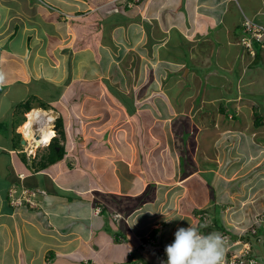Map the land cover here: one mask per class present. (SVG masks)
<instances>
[{"label": "crops", "instance_id": "obj_1", "mask_svg": "<svg viewBox=\"0 0 264 264\" xmlns=\"http://www.w3.org/2000/svg\"><path fill=\"white\" fill-rule=\"evenodd\" d=\"M42 1L43 3L38 1L40 5L38 6L36 0H0V124L5 119L11 118L13 107L11 108L10 104L22 102L17 92L12 102L13 85L29 86L31 92L34 91L35 82H42L44 85L46 82L57 87H52L54 90L45 91V100L40 95L35 97L34 92L31 93V96H34V99L31 97L33 101L28 100H30V110L42 108L45 109V114L41 113L43 116L47 117L55 113L56 123L62 120L63 133L58 132L56 140L63 147V156L49 163L45 162L48 147L46 151L43 149L45 153L42 154L34 153L38 147L34 148L32 144L28 148L24 141H27L30 136H25L28 133L25 127L21 126L25 119L19 124L24 133L15 131L16 136L13 139V141L18 140L20 146L10 143V138L0 133V181L5 182L0 186V264H161L166 258L160 255V248L165 250V246L172 243L174 232L180 227L187 228L190 225L197 228L199 220L195 215L196 210H205L210 221L212 220L210 229L201 233L222 235L225 232L228 234L229 239H225V258L230 241L238 238L239 230L257 218L252 213L262 204H254L251 200L264 195V187L260 191L257 186L250 184L249 195L247 193L238 197V193H229L230 187L234 189L233 185L238 184H208L214 180L205 181L203 177L200 179L198 177L203 173H209L208 161L216 152L219 154L218 149L229 146L232 149L229 152V158L222 155L223 159L220 160L217 171L214 173L215 179L231 183L241 178V175L237 177L235 174L236 168L240 169V164L245 165L248 152L239 149L238 153H235L233 150V146L242 145L238 135L241 134L242 129L246 130L241 127L240 117L251 116L250 127L254 126L255 131L263 130L264 44H255V48L259 46V49L251 55L235 42L241 35V22L245 16L264 23V0H175L178 2L177 6L169 3L170 6H175L173 9H179L180 5H183L185 8L183 10V7H180V13L192 15L190 24L184 22V27L180 30L186 32L184 35L186 45L190 39L197 44L196 41L203 36L206 48L201 53L205 57L210 58V55L217 54L221 48L226 47L231 59L229 66L221 62L219 68L213 65L214 70L218 68L230 75L234 74L233 65L237 66L238 71L234 74L235 82L233 83L235 95L211 98L207 92L205 100L201 97L204 101L212 103L210 106H214L215 102L219 106L225 98V103L221 107L223 111L221 108L220 111L229 119L235 117L233 126L236 125L237 129L234 132V139L224 141L221 145L212 128V130L209 128L210 132L205 138L200 139L206 128L189 132L180 129L177 124L174 125L173 132L169 133L173 135V140L180 139L178 141L181 143L178 145L179 156L174 163L166 164L165 159L160 155L157 161L162 160L161 168L158 167L149 176L135 169L134 161L136 159L140 161V158L146 155V150L143 151L145 142L149 139L153 142V146L156 141L159 144L160 141L157 140L159 136L149 132L148 138L142 140L140 149L143 152L139 154L138 144L132 141L134 139L126 142V145L121 142L120 130H114L113 126H111L112 129L108 126L101 130L103 126L113 122L114 114H110L111 107H108L104 113L86 115L85 112L88 109L83 104L81 106L74 104L82 100L76 97L83 94L81 91L85 85L90 88L94 85L97 87L95 92L93 88H85L84 96L107 95L98 80L97 70L100 67L101 73H106L105 76L107 73H114L116 68L115 72L119 77L130 81L133 76L135 79L139 76L141 63L146 62L149 66L148 81L152 87H155L156 79L163 74L172 73L171 75L177 76L176 69H180L177 67L181 66V69H184L187 59L181 61L177 57H171L172 50H164L163 47L169 42L167 32L172 27L181 26L183 22L181 24L177 22L180 19L183 20V17H175L170 11L164 14L166 8L170 7L165 6V0H147L145 3L139 0L129 8L119 9L124 13V18L105 24L103 27H107L108 33L101 34L93 46L88 45L89 42L85 39H82L83 43L75 44L76 19L91 14L95 7L90 5L91 0H58L66 3L69 10L67 15L71 17H61L57 14L61 9L53 7L55 11L50 7L55 14L49 18V23L54 20L61 26L60 31L55 26L54 33H51V38L56 40L54 45H51L48 34L40 33V25L33 18L34 15L30 14L31 8H34L33 11H38L45 7V1ZM125 6L128 7L127 4ZM134 9L137 10L133 16ZM79 12L82 14H76ZM230 12L234 17L229 18ZM200 17L206 21L204 26H199L198 18ZM38 20L44 25L45 18L41 12ZM136 24L139 25V29L135 27ZM43 28L45 29V25ZM205 28V32L202 33ZM163 32L164 35H162ZM218 35L222 36L221 42L216 40ZM45 45L49 46L50 51L47 53H45ZM133 45H137L136 55L142 56L143 60L137 62L135 67L139 66L138 68L132 67L134 70L132 76L129 73L131 67L124 65L129 59L127 47L131 46L133 49ZM210 59L213 61L212 58ZM18 68H20L19 71H17ZM186 71L188 72V69ZM3 87H9L10 90L9 88L3 90ZM141 90L143 89L139 86V89L134 92V102L132 101L137 111L146 107L145 102L136 100V95L138 96ZM58 94L59 96H55ZM245 94L252 97L255 95V97L252 99L253 104L242 107L245 105L242 95ZM48 95L50 96L47 97ZM123 95L125 98V94ZM231 98L242 105V116L240 112L236 114L232 105L229 104ZM33 102L41 106H34ZM42 102L46 105L43 106ZM69 103L73 104V108L68 112L67 117L61 110H64ZM228 104L230 108L225 107ZM119 105L114 109L118 110ZM140 105L142 108L139 107ZM27 111L23 110L24 116ZM76 111L78 114L72 116ZM201 112H205V109ZM97 117H104V120H99ZM200 117L201 113L197 115L196 120L199 121ZM74 118L84 120L75 124L71 122ZM85 118L88 120L85 121ZM180 118L182 122L185 119L184 116ZM176 121L175 118L173 123L175 124ZM42 124L40 122V125ZM80 124L84 128L83 131L71 129L78 128ZM250 131L252 142L256 143L255 153L250 154L258 158H255L249 167L259 173L257 178L264 182V174L261 173L264 170V131L263 133ZM176 142L175 144H178ZM63 143L66 144V148ZM189 147L206 154L201 158L202 166H206L205 168L200 169V164L188 157L186 151ZM81 150L89 153L92 159L79 158ZM168 151L167 149L161 152L166 159L169 158ZM70 157L74 161H69ZM231 160L232 168H230ZM151 161L155 164L152 157ZM177 173L178 177H176ZM229 173L232 174L229 176ZM233 174L235 175L232 176ZM192 178H196L195 184H189ZM176 182L178 183L175 184ZM10 186H13L15 193L12 200L8 195ZM23 188L29 191L28 199L33 205H29L25 200L24 206H21V202H13L17 196H20ZM38 196L41 197L36 200ZM245 196H249L251 200L245 199ZM245 200H250L252 205L247 206ZM212 205L219 207L220 217H217L214 212H208ZM253 206L255 207L251 208ZM229 209L237 212L241 210L243 214L237 213L238 217H230L226 213ZM251 236L253 238L249 241L257 260L255 264H264V228L261 227ZM142 242L145 244L143 245Z\"/></svg>", "mask_w": 264, "mask_h": 264}, {"label": "rangeland", "instance_id": "obj_2", "mask_svg": "<svg viewBox=\"0 0 264 264\" xmlns=\"http://www.w3.org/2000/svg\"><path fill=\"white\" fill-rule=\"evenodd\" d=\"M36 1L43 3L42 0H36ZM44 1H45V7H42V9L38 8L39 9L38 11H33L34 8L30 7L32 9L30 14L34 15L33 18L40 25L39 26L40 30H41L40 33L44 35L46 32V35L48 34V36L50 38L49 44L54 45L56 40L54 38H51L50 35H51V33H54L56 27H58V29H59V28H61V26H59L60 25L59 22H56L54 20L52 21V23L51 22L49 23V18H52V16L55 14L52 11V9H55V8L61 9V11L57 14L59 16H62V17H64L65 14L69 12V10L67 8L66 3H64V2H60L58 0H44ZM39 2L36 3L38 6H40ZM135 2H138V0H135ZM145 2H147V0H143V3H145ZM170 2L172 4H175L176 6L178 5V2H176L175 0H171V1L165 0L164 1L165 6L166 5L170 6V4H169ZM123 4L124 5L127 4L129 7H131L133 5L132 1H128V0L127 1L126 0H123V1L122 0L121 1L120 0H118V1H116V0H91L90 5L95 7V9L92 11V13L89 15H85L83 17H78V19H76V21H75V28H74V33L76 35L75 36V38H76L75 44L76 43L81 44L84 42V40H82V39H85L89 42L88 45L93 46V44L96 43L95 41L98 40V37L101 34L105 35L108 33L107 27H103L105 24L110 23V22L119 21V20H122L124 18V16H125L124 13H122V11H119V9L123 8ZM53 7H55V8H53ZM96 7H98V8H96ZM118 7H119V9H118ZM141 7L143 8V4ZM173 7H175V6L173 5ZM173 7L170 6V7L166 8V12L164 14H167V12L170 11V13L173 14L175 17L182 16L183 20L180 19L177 23L181 24L183 22V24L181 26H179L178 28L175 26V27H172L169 29V31L167 32L169 35V42L163 48H164V50H166V49L172 50L171 57H174V58L177 57L181 61L187 59L186 60L187 65L184 69H181V66L177 67V68H180L178 70L176 69V75L177 76L171 75L172 73H168L167 75L163 74L162 76H159L156 79L155 87H152L150 84V81H148L150 78L147 75V72L149 70V68H148L149 66H147L146 62H143V63H141L142 66H140V68H139L140 74L138 77L136 76V79H135L133 76L132 71H134V70H132V67L134 69L138 68L139 66L138 67H135V66H136L137 62H140L143 60V57L136 55L137 45H133L134 46L133 49H131V46L127 47V49L129 50L128 51L129 55H127V58H129V59H128V62L126 63V65H124L126 67H131V69L129 70V73L132 74L133 79H131L130 81L128 79V81H127V78L124 79V77L123 78L121 76L119 77L117 72H115L116 68H114V73H109V74L107 73V76H105L106 73L104 72L102 74L101 70H100L101 67H100L97 70L99 72L97 76L99 78L98 80H99L100 84L103 85L107 95L106 96L105 95H98L97 97H93L92 95L84 96L83 95L84 89L87 87L90 88V86L85 85V87H82V91H81L83 94H79L76 97V98L80 97V100L81 99L82 100L77 102L76 104H74L75 106L76 105L81 106V104H83V106L88 109L85 112L86 115L93 114V113H101V112L104 113L108 110V107H111L112 108L111 113L110 112H108V113L114 114V117L112 119L113 122H111V123L109 122V124L108 125L106 124L105 126H103L101 128V130L108 128V126H109V129H112L111 126H113L114 130H120L119 131V134H121L120 140H121V142L125 143V145H126V142H131V140L134 139L132 141H136L135 144H138L137 148H138L139 154H141L143 151L146 150L145 151L146 155H143L140 158V161L138 159H136L134 161V168L142 171L145 175H148V176L151 175L154 171H156V169L158 167L161 168L162 160L157 161V159H158V157H160V155H161V158L163 157V159H165L166 164L169 162L174 163L177 160V157L179 156L178 145L181 144V143H178V141H180V139L176 140L177 141L176 142L175 139L173 140V135L171 136L169 133L170 131L173 132V129H174L173 126L174 125L177 124L180 129H185L189 132H196L197 130L200 131V130L206 128L205 131L203 130L204 132L202 131L203 133L201 134L200 139H201V137L205 138L206 135H208L210 132L209 128L210 129L212 128L215 130L216 139L218 138V142H221V145L224 144V141L234 139L233 138V136L235 134L234 132H236V129H237L236 125L233 126L234 125L233 120L235 117L233 116L231 119H229L228 116H226L224 113H222L220 111V108L223 107V104L225 103V101H224L225 98L223 101L220 102L221 104L219 103L220 104L219 106H218V103H216V102H215L214 106H210V104H212V103H210L208 101H204L206 99V96H207L206 93L207 92L210 94L211 98H213V96H215L217 98L219 96L225 97L226 95L227 96L235 95V88L233 86V83L235 82L234 81V74L238 71L237 66L235 65V67H234V65H233L232 69L234 70V72H233L234 74H230V75H228L229 73L226 74V72L218 69L220 66L219 63H221V62L227 66H229V64H230L229 60H231V59L229 57V54H227L228 53L227 49H226V47H225V49L221 48L220 52H217V54L214 53V54L210 55V58L213 59V61H211V59L209 57H205L201 53V52H203V49L206 48V41H205V39L202 38L203 36H200V39H198L199 41H196L197 44L194 42V40L190 39V41L186 45V37L184 36L186 32L185 31L181 32L180 30L182 27H184V22H187V24H190L189 22L192 21L190 17H192V15H191V13H188V14L187 13H180V11H179L180 7L181 8L183 7V10L185 8L183 5L182 6L180 5L179 9H177V8L173 9ZM56 9H55V11H56ZM136 10L137 9H134L132 11L133 16L136 14ZM231 10L234 11L232 8H231ZM40 12H41L42 16L45 18V22H44L45 29L43 28L44 25L38 20V15ZM61 12H62V14H61ZM230 16L234 17L233 13L230 12L229 18H230ZM40 17L41 16H39V18ZM71 21L73 22V20H71ZM132 22H133V20H132ZM149 22L151 23V21H149ZM158 22H159V20H158ZM198 22H199V26H204L206 21L200 17V18H198ZM150 23H147V24H150ZM138 26H139L138 24L135 25V27L137 29H139ZM99 28H101L103 30H100V31L96 30ZM132 28H134V27H132ZM205 30H206V28L203 29L202 33H204ZM222 30L224 31L223 27H222ZM59 31H60V29H59ZM162 35H164V32L162 33ZM217 37L218 38L216 40L218 42H221L220 37H222V36L218 35ZM235 43L237 45L241 46L239 39ZM232 48H233V46H232ZM47 51L48 52L50 51L49 46L45 45V53H47ZM213 65L218 66V68H216L217 71L213 69ZM186 69H188V72L186 71ZM19 70H20V68H18L17 71H19ZM137 71H138V69H137ZM206 71H209V72H206ZM127 73H128V71H127ZM211 74H213V75H211ZM146 77H147V80L145 81ZM103 78H106V79H103ZM208 78H209V80H208ZM123 80H124V83H123ZM99 82H98V84H99ZM29 85H30V83H29ZM49 86H51V88ZM139 86L143 90H141L142 92L139 93L138 96L136 95V97H137L136 100L139 99L137 101H142L143 103L145 102L146 107L142 108V106L140 105L139 107L142 108L143 110L141 109L140 111H137L134 109L132 104L134 102V95H135L134 92L139 89ZM52 87L57 88L53 85L47 84L46 82H45V85L42 82H39V83L35 82L33 84V88H34L33 92L35 93L34 96L36 97V95H40V97H42L45 100V91L46 90H54ZM95 87H97V85H94L93 87H91V88H93L94 92L96 91ZM8 88L9 87H6V88L3 87V90H6ZM40 88L43 90H41ZM9 90H10V88H9ZM64 90L66 91V89H64ZM144 91H145V93L143 94ZM16 92L18 93V97H21L22 102L10 104L11 108L13 107V109L11 110V112L13 114L11 115V118L5 119L4 122L2 124H0V133L4 134L8 138H10V143H12V144H15V140L13 141L14 137L16 136L15 131H19V132H21V134L24 131L21 129L22 124H21V126H19L21 121L23 119H26L28 116L27 122H29L31 120V118L33 119V117L37 114L36 112L39 113V109L34 108V109H32L33 111L32 110L27 111L26 116H24L23 115L24 109L19 107V105L21 103H23V101H26L28 99H31L33 101V99H34V96H31V93H33V92H31L29 86H24V85L21 86L20 84L18 86L13 85V87H12V93L13 94L11 95V100L13 99L12 102L14 101V94ZM68 94H69V91L67 92V95ZM123 94H125V98H124ZM50 95H48L47 97H49ZM185 95H187V96H185ZM55 96H59V94L55 95ZM242 96H243L242 101L245 103V105L242 106L241 104H238V101L235 102L232 98H231V102L229 103L230 105H232L236 114H238L240 112L241 116H242L241 106L244 107V106H249L250 104H253L252 99L255 97V95H254V97L249 96L248 94H245ZM201 97L204 98V100L201 99ZM200 99H201V101H200ZM236 100H237V97H236ZM75 101H77V100H75ZM119 102H120V105H119ZM198 102H200L201 104H199ZM42 103H44V102H42ZM229 104L225 105V107L228 108ZM33 105L34 106H41L39 103H34V102H33ZM45 105L46 104L44 103L43 106H45ZM118 105L120 106L118 108V110L114 109V108H117L116 106H118ZM72 108H73V104L69 103L64 110H61V112L63 113L64 116L68 117V114H69L68 112L71 111ZM203 109H205V112H201V110H203ZM113 110H115V111H113ZM72 112H73V110H72ZM244 112H246L248 114L250 113L247 110H244ZM199 113H201V117H200L201 119L198 121V120H196V118H197V115H199ZM77 114H78V112L76 111L72 114V116H76ZM149 114H150V116H148ZM180 116H184L185 119L183 122L181 120V118L183 119V117L180 118ZM150 117H152V118H150ZM86 118H85V121L88 120ZM97 118L99 120H104V117H97ZM175 118L177 121L174 124L173 120ZM74 119H71V122H75V124H78L79 122H82L84 120L83 118H81V119L80 118H74ZM240 120H241V127L245 128L246 130L242 129L240 135L236 134L239 136V141L242 142V145L241 146H235V147L233 146V148H234L233 150L235 153H238L237 151H239V149H244L245 152H248L246 154L248 156H247V160H245V165L240 164V169H239V167H237L236 168L237 171L235 172L237 177L240 175L242 177L233 180L231 183L230 182L228 183L225 180L222 181L221 179H218V178L215 179L214 173H216V171H217V166L220 163V160L223 159L222 158L223 156H225L226 158H229V152L232 150L229 146H224L221 149H218L219 154H217V152H216V154L213 155L212 158H210V161H208V163H209L208 166H209L211 171L209 170V173H203L200 175V177H198L199 179L201 177H203V179H205V181L214 180L210 183L208 182V184H217V185L218 184H236V185L238 184L237 186H241V187H237V186L233 185L234 189L230 187V190H229L230 191L229 193H232V194L238 193L239 194L238 197L239 196L241 197V195H243V194L245 195L247 193L249 195V193L251 192L250 191V184L257 186L260 191H261L262 187H264V182H261L257 178L259 176V173L254 172V170L251 167H249V165H251L250 163H253V161H255V158H258V157L251 155V154L255 153L256 143L252 142L250 130H252V132L254 131L255 133L258 131L260 133H263L264 127H263V130L258 129V131H255V129H253L254 126L250 127V125L252 124L251 123V116H247L246 118H244L242 116V117H240ZM193 121H195V122H193ZM243 121H244V123H243ZM27 122H25V123H27ZM161 123H162V125H161ZM199 124H201V125H199ZM38 125L39 124H37L35 126V123H34V124H32V127L33 128L35 127L34 129H36V128H38ZM243 125H244V127H243ZM50 126H51V124H50ZM71 129L73 131H75L74 129H77V131H83L84 128L80 124L78 126V128L72 127ZM177 129H178V127H177ZM50 130L51 129L47 130L48 136H50L52 134V130H51V133H50ZM162 130H163V133H162ZM149 132H153L157 136H159V137H157V140L160 142L158 144L156 141L154 146H153V144H152L153 142L148 139V141L145 142V149H143V151H141L140 146L142 144V140H146V137L148 138ZM55 133H56V131H55ZM255 133H253V134H255ZM31 134H32V137L31 138L28 137L27 141L25 140L24 143L27 145L28 148H30L32 145L34 146V148L38 147L37 150L34 151V153H36V152L38 154L45 153L44 150L46 151V147H47V145H45V144H46L48 139L46 141H45V139H43V141H40L38 143V146H36L37 145L36 142L32 141L34 134L33 133H31ZM30 135L25 134V136H30ZM259 135H261V134H259ZM130 136H133V137L130 138ZM165 136H167L166 139H165ZM168 137H172V138H168ZM3 142H5V141H3ZM43 142H45V143H43ZM175 142L178 144H175ZM27 143H30V144L28 145ZM187 143L189 145V142H187ZM17 145L20 146V144H17ZM63 145L66 148V144L63 143ZM151 146H153V147H151ZM167 149L169 150L168 151V157L169 158L166 159L164 157V154L161 152L164 150H167ZM186 152H188V157L190 159H194L195 161H197L200 164V169L206 167V166L203 167L202 162H201L202 161L201 158L206 155L205 153H202L200 150L197 151L193 147H189V149H187ZM260 152L261 151L259 150V153ZM139 154H138V156H139ZM14 157H15V155H14ZM151 157L153 158V160H155V164L153 163V161H151ZM79 158H81L83 160L92 159L91 155L89 153H87L86 151H82V150H81V153L79 155ZM249 158L251 161L249 160ZM232 160H234L233 157H232ZM232 160L230 161V164H231L230 168H232ZM69 161H74V159L72 157H70ZM190 161H192V160H190ZM263 164H264V162H263ZM250 168H251V170H249ZM245 171L247 173H245ZM261 173L264 174V170ZM163 174H165L164 171H163ZM231 174L229 173V176ZM235 174H233L232 176H234ZM176 177H178V173L176 174ZM254 179H256V180H254ZM189 182H190L189 184H195L197 181H196V178H192L189 180ZM177 183L178 182H176L175 184H177ZM2 184H5V182L0 181V186ZM236 187L238 188V190L236 189ZM14 194L15 193L13 190V186H10L9 190H8V195H9V197H11L10 200H12ZM20 196H21V192H20ZM20 196H17V198H20ZM40 197L41 196H38V198H36V200H39ZM26 198L28 199V195L26 196ZM233 198L234 197H232V199ZM244 198L250 199L249 196H245ZM221 199H223V197H221ZM225 199H227V198H225ZM24 200H26V199H23L21 201V204H22L21 206H24ZM250 200H248V201L245 200V204H247V206L252 205ZM251 201H252V203L257 204V205L262 204L252 214L253 215L255 214L258 219L261 218V220H263V222H264V216H262V214L264 215V210H263L264 209V195L259 196L258 199L254 198ZM254 207L255 206H253L251 208H254ZM208 212H214V214L217 217L218 216L220 217L219 207H214V205H212L211 208L208 209ZM226 213H228L230 217L234 216V218L238 217V216H236L237 213L240 215L243 214V212L241 210L239 212H237V211L232 210V209H229V211L227 210ZM234 228L236 229L237 227H234ZM218 229H220V228L218 227ZM204 230H205V228H203V227L199 228V231H201V232H203ZM243 234H245V233H243ZM242 237L245 240H247L248 238L249 239L253 238V236H251V235L249 236L247 234L243 235ZM243 246H246V245H243ZM160 255L164 256L167 259L166 254H165V250L162 247L160 248Z\"/></svg>", "mask_w": 264, "mask_h": 264}, {"label": "clouds", "instance_id": "obj_3", "mask_svg": "<svg viewBox=\"0 0 264 264\" xmlns=\"http://www.w3.org/2000/svg\"><path fill=\"white\" fill-rule=\"evenodd\" d=\"M255 52H256V48H255ZM40 109H41V113L45 114V109L42 108ZM54 114L55 113L47 117L41 114L43 116L42 120H44L45 118V123H47L48 126H49V122L51 123L50 126L51 130L55 129V124H56V118ZM38 126L39 128L42 126L39 129L41 130L44 128L45 125L43 124L40 125L39 123ZM58 135H59L58 132H56L55 136L51 137L50 140L54 141V139L57 138ZM16 141L17 140H15V143ZM166 220H171V219H166ZM224 234L227 233L224 232L222 235ZM222 235H220L219 233L203 234L198 230V228L193 227L191 225L187 228L180 227L174 232V240L172 241V243L165 246V254L167 259L162 261L161 264H223L226 242L222 237ZM243 240L245 239L243 238ZM245 241L250 244L249 238ZM144 242H142L143 245L145 244ZM250 247H251V254L254 255L251 244Z\"/></svg>", "mask_w": 264, "mask_h": 264}, {"label": "built area", "instance_id": "obj_4", "mask_svg": "<svg viewBox=\"0 0 264 264\" xmlns=\"http://www.w3.org/2000/svg\"><path fill=\"white\" fill-rule=\"evenodd\" d=\"M241 46L245 48L250 54H254L255 45L264 44V23L255 21L248 17H244L242 21V32L239 36ZM261 218H256L249 226L239 230V237L231 240L227 246V257L223 264H255L256 260L251 254V247L248 242L241 239L243 233L255 234L263 227L264 222ZM226 240L229 239L228 234H224ZM241 240V241H240ZM246 245V246H243Z\"/></svg>", "mask_w": 264, "mask_h": 264}, {"label": "trees", "instance_id": "obj_5", "mask_svg": "<svg viewBox=\"0 0 264 264\" xmlns=\"http://www.w3.org/2000/svg\"><path fill=\"white\" fill-rule=\"evenodd\" d=\"M132 2L135 3L134 1H132ZM123 8H129V6L127 7V6H125L123 4ZM118 9H119V7H118ZM76 14H82V12H79V13H76ZM241 25H242V22H241ZM258 49H259V46H256V50H258ZM29 101L30 100H28V101H26L24 103H21L19 105V107H22V108H24L26 110H30ZM221 111H223V108H221ZM27 120H28V116L23 121L22 128H24V126L28 123ZM25 122H27V123H25ZM54 131L59 132L60 134L63 133V122H62V120H58L57 121V123L55 124ZM50 133H51V130H50ZM52 137H54V136H52ZM16 143L19 144L18 140L16 141ZM16 143H15V145H16ZM47 147H48V154L45 157V162L52 163V162L57 161V160L62 158V156H63V147L59 145V143L56 140V138L54 139V141L49 139ZM195 215L197 216V218L199 220L198 221V226H197L198 230H199L200 227H203V228H205L203 233L208 231L210 229L209 225L212 223V220L210 221V218H208V216L206 214V211L205 210H196L195 211ZM238 237H239V235H238ZM240 238L243 239L242 235L240 236ZM253 258H256V257L253 255Z\"/></svg>", "mask_w": 264, "mask_h": 264}, {"label": "bare ground", "instance_id": "obj_6", "mask_svg": "<svg viewBox=\"0 0 264 264\" xmlns=\"http://www.w3.org/2000/svg\"><path fill=\"white\" fill-rule=\"evenodd\" d=\"M116 1H118V0H116ZM121 1V0H120ZM123 1V0H122ZM127 1V0H126ZM128 1H134V0H128ZM70 16V15H69ZM67 14H66V18H70ZM37 114L33 117V119L31 118V120L24 126L25 127V129H26V133H28L29 135L31 134V133H33L34 134V137H33V142L35 141L36 142V144H38L40 141H43V139H45V141L47 140V142H46V144L45 145H47L48 144V141H49V139L54 135V131L52 130V134H51V136H48V134H47V130L48 129H50V122H49V126L47 125V123H45V118H44V120H42V115H41V111L39 110V113L38 112H36ZM51 113V112H50ZM40 122H42L43 123V125H45L44 126V128L43 129H41V130H39V129H34L33 127H32V124H34V123H36V124H39ZM39 127V126H38ZM28 128V129H27ZM32 137V134L30 135V137L29 138H31ZM26 194V195H25ZM29 194V191L26 189V188H23L22 189V191H21V196H20V198H21V200L22 199H26L25 200V202L26 203H28L29 205H33V203H32V201L30 200V199H27L26 198V196ZM20 198H15L13 201H14V203L17 201V202H21V200H20ZM223 238H224V240L226 239V237L223 235ZM227 257V256H226ZM226 257L224 258V260L226 259ZM223 260V261H224Z\"/></svg>", "mask_w": 264, "mask_h": 264}]
</instances>
